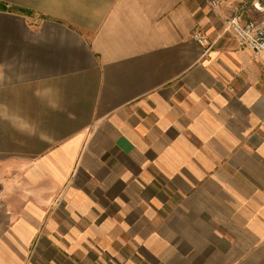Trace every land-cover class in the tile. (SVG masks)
Here are the masks:
<instances>
[{"label":"crops","instance_id":"crops-1","mask_svg":"<svg viewBox=\"0 0 264 264\" xmlns=\"http://www.w3.org/2000/svg\"><path fill=\"white\" fill-rule=\"evenodd\" d=\"M240 1L0 0V264H264Z\"/></svg>","mask_w":264,"mask_h":264},{"label":"built area","instance_id":"built-area-1","mask_svg":"<svg viewBox=\"0 0 264 264\" xmlns=\"http://www.w3.org/2000/svg\"><path fill=\"white\" fill-rule=\"evenodd\" d=\"M245 9L263 14L264 0H241L235 4L224 29L234 35L240 48L248 49L254 55L264 53V15L243 19ZM192 38L201 45L209 44L208 38L199 30L192 33Z\"/></svg>","mask_w":264,"mask_h":264},{"label":"rangeland","instance_id":"rangeland-1","mask_svg":"<svg viewBox=\"0 0 264 264\" xmlns=\"http://www.w3.org/2000/svg\"><path fill=\"white\" fill-rule=\"evenodd\" d=\"M1 191H2V187L0 186V194H1ZM0 210H1V208H0ZM3 223V218H1V211H0V224H2Z\"/></svg>","mask_w":264,"mask_h":264}]
</instances>
